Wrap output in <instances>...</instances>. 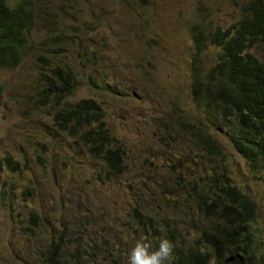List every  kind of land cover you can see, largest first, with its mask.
Here are the masks:
<instances>
[{"label": "rangeland", "instance_id": "obj_1", "mask_svg": "<svg viewBox=\"0 0 264 264\" xmlns=\"http://www.w3.org/2000/svg\"><path fill=\"white\" fill-rule=\"evenodd\" d=\"M6 1H27L32 24L21 61L0 68V160L19 167L0 170V264H47L49 245L63 251L60 264H127L137 239L155 247L153 235L190 248L207 221L199 197L219 180L253 201L264 256V157L251 167L190 95L192 26L224 28L247 0ZM218 52L206 47L199 69ZM251 52L264 64V48ZM60 63L76 87L57 107L41 73ZM82 99L99 105L125 152L121 174L56 124ZM188 123L206 125L224 156L206 154Z\"/></svg>", "mask_w": 264, "mask_h": 264}, {"label": "trees", "instance_id": "obj_2", "mask_svg": "<svg viewBox=\"0 0 264 264\" xmlns=\"http://www.w3.org/2000/svg\"><path fill=\"white\" fill-rule=\"evenodd\" d=\"M246 5L255 16L253 24L241 19L230 28L208 26L207 32L199 24L192 26L195 58L190 95L202 105L206 124L223 130L232 149L257 168L264 157V64L246 48L253 42L264 43V1L249 0ZM31 24L27 1L10 6L6 0H0V68H15L21 61ZM208 46L217 47L218 55L199 69V64L204 65L201 54ZM41 75L46 93H50L57 107L73 94L74 73L68 65L60 63L50 75ZM1 91L0 85V94ZM103 117L98 104L82 99L58 110L54 120L61 130L78 137L89 154L101 160L115 176L124 171L125 152L114 140L111 142ZM188 125L193 140L206 154L224 156L206 125ZM2 165L11 172L19 170L18 164L7 157L0 160V170ZM199 202L204 208L200 214L207 221L193 246L184 248L173 236L166 235L173 242L174 264H264V256L257 253L255 205L248 195L227 180H219L207 188V200L199 197ZM29 221L37 226L36 215L30 214ZM146 226L147 221L141 227ZM152 240L156 246L158 237L153 235ZM48 250L46 263L60 264L63 251L56 250L54 245H49Z\"/></svg>", "mask_w": 264, "mask_h": 264}, {"label": "clouds", "instance_id": "obj_3", "mask_svg": "<svg viewBox=\"0 0 264 264\" xmlns=\"http://www.w3.org/2000/svg\"><path fill=\"white\" fill-rule=\"evenodd\" d=\"M248 1L249 0H247V2ZM246 3L242 4L241 16L239 20L243 19L246 22L253 24L255 20V16L253 15V11L251 7L246 5ZM239 20L237 21L235 20L234 22H232L228 26H225L224 28L232 27ZM256 46L264 48V43L260 41L253 42L246 48V50L249 51L251 54H253L251 52V49ZM1 69H5V68H1ZM0 85L2 87L1 83ZM172 252H173V242L169 240L166 236L160 238L155 247H150L149 243H147L145 240L137 239L128 252L127 264H170V261L172 259Z\"/></svg>", "mask_w": 264, "mask_h": 264}]
</instances>
